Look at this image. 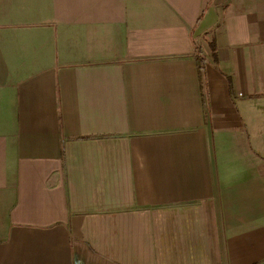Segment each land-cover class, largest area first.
<instances>
[{"label":"crops","instance_id":"crops-1","mask_svg":"<svg viewBox=\"0 0 264 264\" xmlns=\"http://www.w3.org/2000/svg\"><path fill=\"white\" fill-rule=\"evenodd\" d=\"M263 136L264 0H0V264H264Z\"/></svg>","mask_w":264,"mask_h":264},{"label":"trees","instance_id":"trees-1","mask_svg":"<svg viewBox=\"0 0 264 264\" xmlns=\"http://www.w3.org/2000/svg\"><path fill=\"white\" fill-rule=\"evenodd\" d=\"M194 56H195V58L197 59V61L199 63L200 71H202V69L204 68V64H205V57H204L203 52H202L200 47H196L195 48ZM204 86H205V84H203V87Z\"/></svg>","mask_w":264,"mask_h":264},{"label":"rangeland","instance_id":"rangeland-1","mask_svg":"<svg viewBox=\"0 0 264 264\" xmlns=\"http://www.w3.org/2000/svg\"><path fill=\"white\" fill-rule=\"evenodd\" d=\"M263 139H264V136L260 138V140H256V138H254L253 140V143L256 145V144H259L261 146V144L263 143ZM232 160H234V164H236L237 166L238 165H244L242 162L239 161L238 157H235V158H231ZM261 165H264V162L262 163V161H260ZM249 165L252 164V159H250V161L248 162Z\"/></svg>","mask_w":264,"mask_h":264}]
</instances>
